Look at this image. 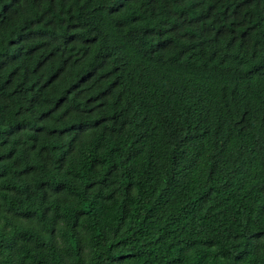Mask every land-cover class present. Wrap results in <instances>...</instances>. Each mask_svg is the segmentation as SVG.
<instances>
[{"label": "trees", "instance_id": "1", "mask_svg": "<svg viewBox=\"0 0 264 264\" xmlns=\"http://www.w3.org/2000/svg\"><path fill=\"white\" fill-rule=\"evenodd\" d=\"M79 1L7 6L0 264H264V0Z\"/></svg>", "mask_w": 264, "mask_h": 264}, {"label": "clouds", "instance_id": "2", "mask_svg": "<svg viewBox=\"0 0 264 264\" xmlns=\"http://www.w3.org/2000/svg\"><path fill=\"white\" fill-rule=\"evenodd\" d=\"M7 2V5L0 10V33L4 32L8 35L9 30H13L16 28V25H19V19L16 18V14L10 12L7 9V6H10V0H4ZM26 1V0H25ZM38 2L39 0H34ZM53 7H58L62 14L59 16L60 22H68V18L66 17V11L71 8L72 5L77 0H47ZM79 1V0H78ZM150 1L153 2L155 10L149 8ZM79 1V6H80ZM81 7V6H80ZM78 10V5L75 8ZM140 12L145 13L153 20H157L162 18L172 17L173 9L169 2H165V0H144V3L138 5L134 0H124V2L119 6L116 12H113L110 15L109 23L104 27L105 21L101 23H94V27L97 29V37L92 44V46L87 50L89 51V55L94 54L98 50H103L105 46L114 45L116 38L121 37L122 33L125 29H127V22L133 20L134 18H139L141 21L145 20L140 15ZM220 16L217 21H221L223 18V13L220 12L218 14ZM165 21V20H164Z\"/></svg>", "mask_w": 264, "mask_h": 264}]
</instances>
